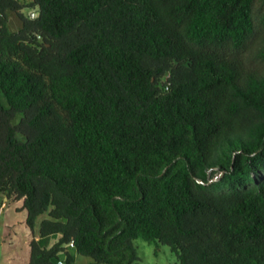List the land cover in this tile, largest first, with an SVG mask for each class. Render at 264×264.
Instances as JSON below:
<instances>
[{"label":"trees","instance_id":"trees-1","mask_svg":"<svg viewBox=\"0 0 264 264\" xmlns=\"http://www.w3.org/2000/svg\"><path fill=\"white\" fill-rule=\"evenodd\" d=\"M27 8L0 0V194L61 235L34 238L29 264H74L72 241L94 264H143L138 239L178 264H264V0ZM258 39L259 62L241 52ZM224 145L228 189L210 191Z\"/></svg>","mask_w":264,"mask_h":264},{"label":"rangeland","instance_id":"rangeland-1","mask_svg":"<svg viewBox=\"0 0 264 264\" xmlns=\"http://www.w3.org/2000/svg\"><path fill=\"white\" fill-rule=\"evenodd\" d=\"M19 2L26 6V9L23 10V14L25 16H30L32 9L27 8L29 5V0H19ZM255 9L258 8V5H255ZM8 19H9V30L11 32H16L21 27V22L17 16V14L13 12H8ZM253 19L256 23V26L258 28V31L264 29V22H263V15L259 14L257 10H255L253 14ZM262 42V39L258 40H251L248 43V47L246 46L241 49V52L246 55V50L249 51V54L254 58V61H258L257 58V49L260 47V43ZM260 44V45H258ZM264 66V64H262ZM1 100L3 103L5 102V99L1 97ZM6 104V102H5ZM19 121V118L16 120V122ZM22 139L21 137H19ZM233 157V152L228 148L227 145H224L221 147L217 152V164L214 168H212L208 172L207 177V189L210 191H219V190H226L228 187L224 185L221 182L223 173L221 168L229 169L231 159ZM46 218L45 216L40 217L38 219V226L40 225V222ZM56 236L45 238L41 244L45 247H50V244L56 240ZM135 248L137 250L138 256L141 258L143 264H178V259L175 253H173L170 249V247L165 245H160L158 249V253L156 254V245L149 244L141 239L134 241ZM76 264H94V261L91 258L84 257V256H78Z\"/></svg>","mask_w":264,"mask_h":264},{"label":"crops","instance_id":"crops-1","mask_svg":"<svg viewBox=\"0 0 264 264\" xmlns=\"http://www.w3.org/2000/svg\"><path fill=\"white\" fill-rule=\"evenodd\" d=\"M27 215L24 200H8L0 194V264H29L32 240L35 238L41 243L45 239L39 236V228L45 218L39 226L37 222L33 233L26 223ZM53 236H56V240L50 244V247L42 246L49 249L61 238V235L49 237ZM70 253L75 257L74 264H76L79 255L74 249L70 250Z\"/></svg>","mask_w":264,"mask_h":264},{"label":"built area","instance_id":"built-area-1","mask_svg":"<svg viewBox=\"0 0 264 264\" xmlns=\"http://www.w3.org/2000/svg\"><path fill=\"white\" fill-rule=\"evenodd\" d=\"M30 16H31L32 19H35V18L37 17V12H36V10H32ZM67 248H68L69 250H73V249H75L74 242L72 241V242L67 246ZM58 264H65V259H61V260L58 262Z\"/></svg>","mask_w":264,"mask_h":264}]
</instances>
